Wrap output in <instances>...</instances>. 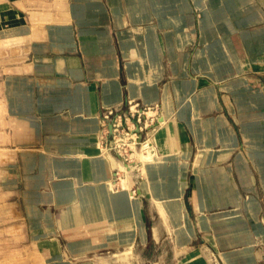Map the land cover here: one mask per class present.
Here are the masks:
<instances>
[{
	"label": "crops",
	"instance_id": "1",
	"mask_svg": "<svg viewBox=\"0 0 264 264\" xmlns=\"http://www.w3.org/2000/svg\"><path fill=\"white\" fill-rule=\"evenodd\" d=\"M5 33L31 44L32 58L17 69L38 72L32 77L0 75V151L8 150L13 123L19 128L26 119L23 114H31L37 136L32 159L49 161L45 176L57 175L63 167L56 164L62 160L65 175L92 177L94 182L108 179L110 162L100 144L102 110L160 104L163 110L171 112L170 106L178 112L186 98L203 114L232 115L238 111L234 100L250 108L264 100V0H0V37ZM219 57L226 58L220 63L236 66L229 72L252 70L259 77L241 78L242 73L240 79L216 87V72L207 76L203 66L217 64ZM249 81L261 89L251 92ZM220 99L226 109L217 106ZM218 119L224 121L226 143H236L229 122ZM77 159L83 168L79 173L67 164ZM235 160L243 193L230 207L241 208L245 215L230 221L235 245L226 253V264H264V200L259 199L250 160L244 154ZM128 170L124 172L131 183ZM115 186L109 181L107 191L115 194ZM190 224L195 228L199 222Z\"/></svg>",
	"mask_w": 264,
	"mask_h": 264
},
{
	"label": "rangeland",
	"instance_id": "2",
	"mask_svg": "<svg viewBox=\"0 0 264 264\" xmlns=\"http://www.w3.org/2000/svg\"><path fill=\"white\" fill-rule=\"evenodd\" d=\"M75 36L79 40V31ZM30 45L16 41L11 33L0 37L3 79L32 77L38 72L17 69L18 63L32 58ZM225 59L219 57L217 64L203 66L207 76L216 72V87L224 80L240 79L242 73L241 78L259 77L252 70L229 72L236 66L219 62ZM120 68H124L122 62ZM247 85L251 92L261 89L256 82ZM179 103L178 112L170 106L171 112L160 104L152 105L158 110L156 118L175 120L164 124L157 120L155 125H146L147 118L138 113L134 120H127L133 112L130 104L115 108L118 114L100 112L102 156L110 162L108 179H97L103 182L65 175L62 160L57 161L56 166L63 167L57 175H42L48 172L49 161L33 162L32 144L37 136L31 128V114H23L26 119L19 128L14 122V129L8 130V150L0 151V264H226V253L235 245L230 221L245 215L241 208L233 211L230 207L243 193L235 171L238 154L250 160L259 199L264 200V100L256 108L234 100L238 111L232 115L228 111L203 114L186 98ZM224 104L217 101L219 107ZM119 116L123 119L113 134L109 118L118 123ZM220 116L229 122L236 143H226L229 136ZM143 142L149 146H141ZM119 162L129 169L131 183L125 170L117 169ZM67 164L73 172L83 169L79 159ZM112 180L115 194L107 191ZM123 180H129L127 191ZM243 195L247 199L248 194ZM189 221L199 225L194 228Z\"/></svg>",
	"mask_w": 264,
	"mask_h": 264
},
{
	"label": "built area",
	"instance_id": "3",
	"mask_svg": "<svg viewBox=\"0 0 264 264\" xmlns=\"http://www.w3.org/2000/svg\"><path fill=\"white\" fill-rule=\"evenodd\" d=\"M134 109L135 110H133L132 107L130 108V111H133L132 112V117L127 118V120H129V121H131L132 119L134 120L135 113H138L139 117L144 115L147 118L145 120L146 123H147L146 125H155L157 123V120H159V118H156V116H157L156 113H158V110H156L157 108H155L153 106H148V107H145V108H139L138 107V108H134ZM114 110H115V108L109 110L110 115H113L114 113L118 114V112H116V111L114 112ZM109 113H108V115H109ZM107 116H104V119ZM118 118H119L118 123H116L117 120H114L113 118H109L110 119V123L112 124V132H113V134L119 131L118 126L121 125V121L123 119V116H119ZM140 122H141V120L139 119L137 124H140ZM150 122H151V124H148ZM148 127H150V126H148ZM114 142L111 143L112 148H113V143Z\"/></svg>",
	"mask_w": 264,
	"mask_h": 264
},
{
	"label": "bare ground",
	"instance_id": "4",
	"mask_svg": "<svg viewBox=\"0 0 264 264\" xmlns=\"http://www.w3.org/2000/svg\"><path fill=\"white\" fill-rule=\"evenodd\" d=\"M141 146H143V147H148L149 146V144H148V142L146 143V142H143V144L141 145ZM134 147V146H133ZM144 149V148H143ZM149 153V152H148ZM148 156V155H147ZM147 156L145 155L144 156V158L146 157L147 158ZM149 158V157H148ZM120 168L121 169H124V170H127L128 168L122 163V165L120 166ZM124 181V180H123ZM110 184V183H109ZM124 184H125V186L127 185V183H126V181H124ZM124 186V185H123ZM124 188V187H123ZM113 190V189H112ZM115 192V191H114Z\"/></svg>",
	"mask_w": 264,
	"mask_h": 264
},
{
	"label": "water",
	"instance_id": "5",
	"mask_svg": "<svg viewBox=\"0 0 264 264\" xmlns=\"http://www.w3.org/2000/svg\"><path fill=\"white\" fill-rule=\"evenodd\" d=\"M110 132H112V124L110 123Z\"/></svg>",
	"mask_w": 264,
	"mask_h": 264
}]
</instances>
